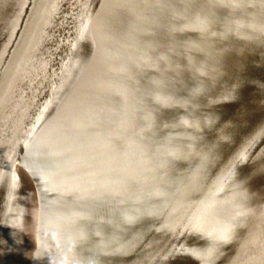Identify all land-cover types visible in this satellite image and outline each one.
Masks as SVG:
<instances>
[{"label": "water", "instance_id": "water-1", "mask_svg": "<svg viewBox=\"0 0 264 264\" xmlns=\"http://www.w3.org/2000/svg\"><path fill=\"white\" fill-rule=\"evenodd\" d=\"M0 264H264V0H0Z\"/></svg>", "mask_w": 264, "mask_h": 264}]
</instances>
